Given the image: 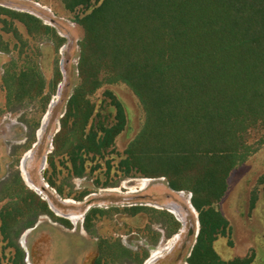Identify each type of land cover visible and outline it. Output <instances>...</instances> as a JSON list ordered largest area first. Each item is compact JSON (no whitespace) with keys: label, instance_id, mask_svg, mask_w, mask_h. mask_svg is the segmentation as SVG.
Instances as JSON below:
<instances>
[{"label":"trees","instance_id":"1","mask_svg":"<svg viewBox=\"0 0 264 264\" xmlns=\"http://www.w3.org/2000/svg\"><path fill=\"white\" fill-rule=\"evenodd\" d=\"M59 1L69 12L83 11L76 18L83 29L77 66L81 82L69 98L53 142L54 151L67 156L71 176L84 177L83 157L107 151L125 126L123 106L109 90L104 94L115 110L113 120L93 119L88 95L100 86L98 74L105 69L133 91L145 113L140 131L125 150L127 171L131 167L147 177L163 176L170 189L191 193L199 229L188 263L250 264L253 254L223 260L213 243L229 230L216 205L230 172L244 157L242 132L264 121V0ZM14 20L33 38L46 36L56 49L63 44V38L37 17L0 5L2 31L22 41ZM0 50L8 51L1 35ZM60 80L56 67L52 92ZM45 84L37 63L29 58L26 66L3 79L6 105L15 109L25 101L40 100L45 111L50 97ZM37 128L36 123L33 129ZM47 162L54 167L52 152ZM47 182L54 187L52 180ZM4 199L0 233L14 249L13 264H24L16 239L39 215L69 226L53 216L17 169L0 181V200ZM254 203L252 197L250 208ZM87 223L88 214L84 229L89 231ZM177 230L168 231L167 237ZM96 248L92 264H142L147 257L136 258L119 240L98 238Z\"/></svg>","mask_w":264,"mask_h":264},{"label":"rangeland","instance_id":"2","mask_svg":"<svg viewBox=\"0 0 264 264\" xmlns=\"http://www.w3.org/2000/svg\"><path fill=\"white\" fill-rule=\"evenodd\" d=\"M0 5L37 17L63 38L56 49L49 38L31 37L25 26L14 20L13 27L22 37L18 41L2 31L0 23V35L8 45V51L0 50V181L17 169L23 183L48 203L53 216L69 224L39 215L32 227L22 229L16 242L24 251V264H92L98 238L119 240L138 259L144 255L148 259L151 251L156 254L157 250L151 264H189L199 228L191 193L170 189L163 176L147 177L131 167L128 172L123 161L128 144L145 120L140 101L125 83L102 69L98 74L100 86L88 95L94 105V121L113 120L115 110L104 94L109 90L122 104L126 122L107 151L83 157L84 177H72L67 156L54 151L55 134L69 98L81 82L77 66L83 29L76 18L83 11L69 12L59 0H0ZM29 58L37 63L45 79V91L50 93L43 112L40 100L25 101L15 109L6 105L3 79L26 66ZM56 67L61 80L52 92ZM36 123L38 128L33 129ZM66 124H71L70 117ZM61 137L57 139L59 144ZM51 152L54 167L47 162ZM240 152L244 157L230 172L226 191L216 205L228 220L229 230L226 236L217 237L213 248L223 260L253 254L251 264H264V121L242 132ZM252 197L255 203L250 208ZM5 201L0 200V209ZM140 206L143 209L137 211ZM87 214L89 231L84 229ZM176 227L177 232L167 237ZM14 255L0 233V264H13Z\"/></svg>","mask_w":264,"mask_h":264},{"label":"flooded vegetation","instance_id":"3","mask_svg":"<svg viewBox=\"0 0 264 264\" xmlns=\"http://www.w3.org/2000/svg\"><path fill=\"white\" fill-rule=\"evenodd\" d=\"M152 251H153V250H152ZM152 251H151V253H150L149 258L152 256ZM149 258H148V259H149ZM156 258H157V250H156V254H155L154 258L152 259V261H151L149 264H151ZM145 259H146V258H145ZM148 259H146L145 261H147Z\"/></svg>","mask_w":264,"mask_h":264},{"label":"bare ground","instance_id":"4","mask_svg":"<svg viewBox=\"0 0 264 264\" xmlns=\"http://www.w3.org/2000/svg\"><path fill=\"white\" fill-rule=\"evenodd\" d=\"M199 224V223H198ZM153 255H155V253L154 252H152V256ZM150 257L147 261H145L143 264H149L150 263V261L153 259V257Z\"/></svg>","mask_w":264,"mask_h":264},{"label":"water","instance_id":"5","mask_svg":"<svg viewBox=\"0 0 264 264\" xmlns=\"http://www.w3.org/2000/svg\"><path fill=\"white\" fill-rule=\"evenodd\" d=\"M23 159V158H22ZM21 163V162H20ZM25 184H26V186L27 187H29L30 189H32V187H30L26 182H25ZM191 197V196H190ZM168 212H170L169 210H168ZM199 223V222H198ZM199 229V228H198ZM197 233H198V231H197ZM197 235V234H196ZM144 263V262H143Z\"/></svg>","mask_w":264,"mask_h":264},{"label":"crops","instance_id":"6","mask_svg":"<svg viewBox=\"0 0 264 264\" xmlns=\"http://www.w3.org/2000/svg\"><path fill=\"white\" fill-rule=\"evenodd\" d=\"M225 218V217H224ZM226 219V218H225ZM227 220V219H226ZM228 221V220H227ZM253 261V260H252ZM251 264V263H250Z\"/></svg>","mask_w":264,"mask_h":264}]
</instances>
